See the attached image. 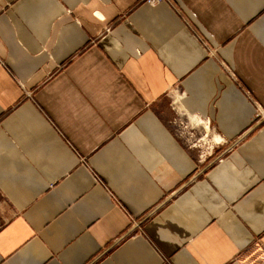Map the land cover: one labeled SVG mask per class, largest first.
Listing matches in <instances>:
<instances>
[{"label": "crops", "instance_id": "crops-1", "mask_svg": "<svg viewBox=\"0 0 264 264\" xmlns=\"http://www.w3.org/2000/svg\"><path fill=\"white\" fill-rule=\"evenodd\" d=\"M264 0H0V264H264Z\"/></svg>", "mask_w": 264, "mask_h": 264}, {"label": "built area", "instance_id": "built-area-1", "mask_svg": "<svg viewBox=\"0 0 264 264\" xmlns=\"http://www.w3.org/2000/svg\"><path fill=\"white\" fill-rule=\"evenodd\" d=\"M162 1H164V0H146V2L148 3V4H155V3H159V2H162ZM260 112V114H261V116H264V111H259Z\"/></svg>", "mask_w": 264, "mask_h": 264}]
</instances>
